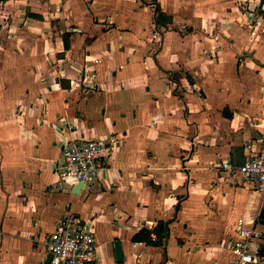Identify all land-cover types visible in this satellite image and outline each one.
I'll return each instance as SVG.
<instances>
[{
  "label": "crops",
  "instance_id": "1",
  "mask_svg": "<svg viewBox=\"0 0 264 264\" xmlns=\"http://www.w3.org/2000/svg\"><path fill=\"white\" fill-rule=\"evenodd\" d=\"M78 140L109 150L105 169L60 190ZM247 146L264 150L259 0H0V264H47L70 215L96 264H191L209 246L195 227L216 220L229 248L264 231V199L220 167ZM159 223L162 246L132 241Z\"/></svg>",
  "mask_w": 264,
  "mask_h": 264
},
{
  "label": "built area",
  "instance_id": "2",
  "mask_svg": "<svg viewBox=\"0 0 264 264\" xmlns=\"http://www.w3.org/2000/svg\"><path fill=\"white\" fill-rule=\"evenodd\" d=\"M264 6V0H259ZM249 154L243 164L234 166L229 160L221 169L229 175L239 173L251 185L254 192L264 199V150ZM105 146L94 140H78L66 143L61 148V162L58 167L57 187L65 190L68 185H79L84 189L104 171ZM256 219L248 228L240 227L238 238L231 241L229 251L232 264H264V231L256 227ZM95 248L94 235L81 226L80 220L67 216L56 224L50 233L46 250L47 264H96L92 257Z\"/></svg>",
  "mask_w": 264,
  "mask_h": 264
},
{
  "label": "rangeland",
  "instance_id": "3",
  "mask_svg": "<svg viewBox=\"0 0 264 264\" xmlns=\"http://www.w3.org/2000/svg\"><path fill=\"white\" fill-rule=\"evenodd\" d=\"M217 222L216 220L212 227L206 224H198L195 227L194 231L197 238L199 241H206L209 244V248L201 247L198 252H194L195 254L192 253V255H190L191 258H189L191 264H207L206 261H204L205 254L210 261H216L218 264H232L231 253L225 243H223V241L221 242L222 239H220L222 236H225L228 231ZM257 228L262 229L260 226H257ZM203 249L206 250L204 251ZM215 256V260L211 259ZM211 263L212 262H210V264Z\"/></svg>",
  "mask_w": 264,
  "mask_h": 264
},
{
  "label": "trees",
  "instance_id": "4",
  "mask_svg": "<svg viewBox=\"0 0 264 264\" xmlns=\"http://www.w3.org/2000/svg\"><path fill=\"white\" fill-rule=\"evenodd\" d=\"M67 48V44L65 45ZM154 233L156 235V239L152 240L151 234ZM168 236V230L166 227L159 223L158 226L153 230L150 231L148 229H142L140 230L133 238V242H145L152 246H162L163 240L166 239Z\"/></svg>",
  "mask_w": 264,
  "mask_h": 264
},
{
  "label": "water",
  "instance_id": "5",
  "mask_svg": "<svg viewBox=\"0 0 264 264\" xmlns=\"http://www.w3.org/2000/svg\"><path fill=\"white\" fill-rule=\"evenodd\" d=\"M75 188H76L75 190L78 191L81 188V184L77 185ZM114 248H115L116 260L122 262L124 260V257L122 254L121 245L118 240L114 242Z\"/></svg>",
  "mask_w": 264,
  "mask_h": 264
}]
</instances>
